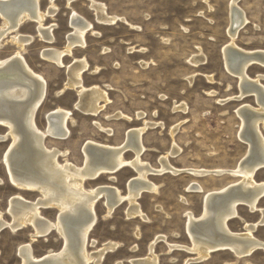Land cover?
I'll return each instance as SVG.
<instances>
[{
    "label": "rangeland",
    "instance_id": "obj_1",
    "mask_svg": "<svg viewBox=\"0 0 264 264\" xmlns=\"http://www.w3.org/2000/svg\"><path fill=\"white\" fill-rule=\"evenodd\" d=\"M96 1L106 4L109 14L118 15L128 23L120 20L110 25L98 23L88 0L72 1L70 6L94 25L99 36L88 33L85 46L74 47L70 54L63 57L62 66L42 58L40 51L45 47L64 48L65 34L70 31L67 23L70 9L66 7V0H56L55 16L44 21L57 24L52 44L36 35L34 23L27 21L20 26L21 33L34 36L22 50L23 56L30 68L41 74L47 83L46 96L35 113L36 125L43 129L45 113L56 106L71 110L74 120L68 124V138L46 137L45 145L67 151L66 158L75 165H81V149L85 140L92 139L109 146L121 145L126 128L138 127L143 120H147L157 123L141 135L148 149L140 157L150 167L159 168L158 158L175 142L181 149V152L169 158L175 168H235L247 151V143L237 136L239 118L235 109L242 102L253 107L257 104L251 96L241 101L233 98L239 94L237 78L229 74L224 66L222 47L229 40L227 29L231 0ZM47 5V0L40 1L42 10ZM237 6L248 21L238 30L235 44L244 50H264V0H238ZM6 40L0 47V58L9 57L17 49L16 45ZM193 54L204 58L198 66L189 63ZM79 57H84L88 64L89 70L86 69L82 75L85 86L96 83L103 88H106L105 85L112 88L106 89L109 102L96 116L86 115L73 107L77 99L75 89L65 88L59 95L56 92L65 86V67ZM141 61L147 62V65L142 66ZM95 67L99 68L96 73L92 72ZM247 73L253 78L257 74H264V67L252 65ZM208 75L214 82L207 80ZM261 81L264 84V79ZM209 90H214L215 95L208 96L206 93ZM228 97L232 99L225 103L217 100ZM181 102L186 105V110H173V106ZM119 112L129 116L130 120L115 118L114 114ZM137 112L143 114L142 118H136ZM95 121L105 128H111V135L98 129ZM178 123L176 132L171 136L169 129ZM261 129L264 135V127ZM6 130V126L0 125V135ZM10 143L9 137L0 141V211L6 220L11 218L7 212L10 195L18 192L30 200L38 195L37 191L19 190L10 183L1 159ZM123 156L130 160L134 153L128 149ZM60 158L62 162L64 158ZM112 176L114 178H110ZM134 176L136 171L133 168L123 167L110 176L102 174L97 179L87 180L85 186L112 185L119 189L121 195H126L127 183ZM254 176L257 182L264 180V167L259 168ZM148 179L157 185L156 192H142L137 199L142 212L149 218L147 222L139 217L126 216L127 201L120 202L109 215H105L107 209L103 198L95 203L97 221L89 232V238L96 242L89 245V250L100 248L107 241L119 243L112 252L105 253V258L99 264H131L130 259L145 258L151 240L158 234L166 237L165 242L158 241L153 248L158 256V264H183L186 258L193 255L179 250L166 252L168 242L190 245L184 230V211L188 209L199 215L202 209V193L186 191L188 183L197 181L208 190L234 182L238 177L229 174L195 177L184 170L178 174L165 172L149 175ZM257 205L264 208V194ZM41 212L53 220L57 211L56 208H45ZM238 216L229 221L233 232H243L244 222L257 221L260 212L250 211L246 204H242L238 207ZM30 232L31 227L17 232H12L8 227L1 229L0 264H20L16 249L18 244L30 241ZM253 234L264 241V226H259ZM31 244L34 254L38 256L48 248L59 249L62 239L53 231L46 237L35 238ZM228 252L216 250L198 264H264L263 250H256L247 258L239 259Z\"/></svg>",
    "mask_w": 264,
    "mask_h": 264
},
{
    "label": "bare ground",
    "instance_id": "obj_2",
    "mask_svg": "<svg viewBox=\"0 0 264 264\" xmlns=\"http://www.w3.org/2000/svg\"><path fill=\"white\" fill-rule=\"evenodd\" d=\"M40 1L0 0V47L6 38V41L17 47L9 57L0 58V125L7 128L6 132L0 135V141L7 140L8 137L11 140L1 159L11 184L19 190L38 192L37 197L32 200L18 192L10 195L7 200V214L11 216L9 220L3 219L0 211V231L6 227L12 232L31 227V232L28 233L30 241L18 244L16 249L20 264H99L105 258V253L112 252L119 243L107 241L100 248L89 250V245L92 246L96 242L89 238V232L97 221V200L104 199L107 209L105 215L111 214L120 202L127 201L126 216L139 217L143 222H147L149 218L142 212L137 199L142 192L154 193L158 188L149 181L148 176L165 172L178 174L184 170L195 177L229 174L238 177V180L208 190L197 181L188 183L186 191L202 193V209L199 215L188 209L184 211V230L190 239V245L168 242L166 253L179 250L192 254L193 256L186 258L183 264H198L216 250H228L238 259L247 258L256 250L264 251V241L253 234L259 226H264V208L257 205L264 194V180L257 182L254 178L256 171L264 167V135L261 129L264 127V84L261 81L264 74L251 78L247 73L252 65L264 67V50H244L235 44L238 30L248 21L245 13L237 6L238 0L230 1L227 29L229 40L222 47L223 61L227 72L237 78L239 94L233 98L241 101L251 96L257 106L242 102L235 109L239 118L237 136L240 141L247 143V151L245 150L246 153L233 169L175 168L169 159L181 152L175 142L158 158L159 168L150 167L149 163L140 157L142 152L148 149L143 144L141 135L148 127L157 123L147 120H143L138 127L126 128L121 145L109 146L92 139L85 140L81 149V165L70 162L66 158L67 151H62L56 146L47 147L44 142L46 137L62 140L68 138V124L74 120L71 110L59 106L45 113L46 124L43 129L36 125L34 119L36 110L46 96L47 83L41 74L30 68L23 56L22 50L34 36L21 33L20 26L27 21L34 23L35 33L40 39L48 44L54 42V29L57 24H47L44 21L55 16L56 0H47L48 5L43 10ZM72 1L75 0L65 2L66 7L70 9L67 17L70 31L65 34L64 48L45 47L40 51L42 58L54 61L60 66L64 65L63 57L70 54L74 47L85 46L88 33L99 36L94 25L70 6ZM88 1L98 23L110 25L118 20L125 21L118 15L109 14L106 4L96 0ZM202 60L204 58L201 55L193 54L189 63L198 66ZM141 65L146 66L147 62L141 61ZM87 67L84 57L75 58L65 67L67 80L64 88L56 92L59 95L65 88L75 89L77 99L73 107L86 115L96 116L109 102L106 89L112 88L109 85L103 88L96 83L85 86L82 75ZM98 69L95 67L92 72L96 73ZM190 77L191 82L192 75ZM206 77L209 82H214L211 76ZM206 94L212 97L215 91L209 90ZM231 99L232 97L217 100L225 103ZM173 110L185 111L186 105L181 102L174 105ZM135 116L142 118L143 114L137 112ZM114 117L130 120L129 116L120 112L114 114ZM94 124L108 136L111 135V128H105L97 121ZM178 125L179 123L169 129L171 136L176 132ZM128 149L134 153L130 160L123 156ZM61 156L64 158L62 162L59 161ZM123 167H131L136 171V176L127 183L126 195H121L119 189L112 185L103 184L88 188L85 186V181L97 179L102 174L110 176ZM242 204H246L250 211L258 210L260 218L253 223L244 222L243 232H233L229 221L239 217L238 207ZM45 208H56L53 220L42 214L41 209ZM53 231L62 239L61 247L57 250L48 248L42 255H35L32 240L46 237ZM165 238L163 234L156 235L148 246V255L142 259H130V263L158 264V256L153 248L158 241L165 242Z\"/></svg>",
    "mask_w": 264,
    "mask_h": 264
}]
</instances>
